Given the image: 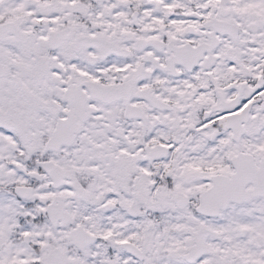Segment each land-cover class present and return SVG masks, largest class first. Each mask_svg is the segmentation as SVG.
Listing matches in <instances>:
<instances>
[{
	"label": "snow or ice",
	"instance_id": "6c2138e0",
	"mask_svg": "<svg viewBox=\"0 0 264 264\" xmlns=\"http://www.w3.org/2000/svg\"><path fill=\"white\" fill-rule=\"evenodd\" d=\"M0 264H264V0H0Z\"/></svg>",
	"mask_w": 264,
	"mask_h": 264
}]
</instances>
